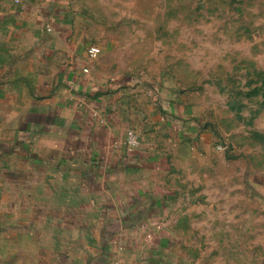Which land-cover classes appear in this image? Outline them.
Here are the masks:
<instances>
[{"label":"rangeland","instance_id":"374dc122","mask_svg":"<svg viewBox=\"0 0 264 264\" xmlns=\"http://www.w3.org/2000/svg\"><path fill=\"white\" fill-rule=\"evenodd\" d=\"M36 1L136 138L123 201L152 203L179 264H264V0Z\"/></svg>","mask_w":264,"mask_h":264},{"label":"crops","instance_id":"0c3cea01","mask_svg":"<svg viewBox=\"0 0 264 264\" xmlns=\"http://www.w3.org/2000/svg\"><path fill=\"white\" fill-rule=\"evenodd\" d=\"M64 19L0 0V264H179L152 203L115 186L133 155Z\"/></svg>","mask_w":264,"mask_h":264},{"label":"built area","instance_id":"2783aa9c","mask_svg":"<svg viewBox=\"0 0 264 264\" xmlns=\"http://www.w3.org/2000/svg\"><path fill=\"white\" fill-rule=\"evenodd\" d=\"M87 53H88L89 58H93L95 56V52L93 49H89ZM84 73H88V69L85 68ZM136 144H137L136 138L134 136H129L128 145L134 147L136 146Z\"/></svg>","mask_w":264,"mask_h":264}]
</instances>
